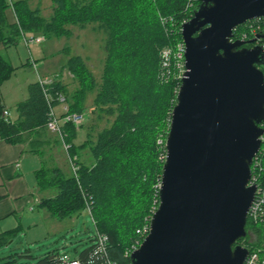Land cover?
<instances>
[{"label":"trees","instance_id":"1","mask_svg":"<svg viewBox=\"0 0 264 264\" xmlns=\"http://www.w3.org/2000/svg\"><path fill=\"white\" fill-rule=\"evenodd\" d=\"M51 1L53 13L48 19L40 8H31L28 0L13 2L18 21L10 24L7 12L11 4L0 0V43L7 48L16 46L22 32L45 39L62 38L71 34L68 26L97 24L105 35L106 60L98 81L81 56L73 55L69 47L64 49L68 56L65 68L79 87L68 96L67 85L58 78L48 91L54 98L57 93L64 95L71 113H85L87 97L96 92L93 112L98 116L92 119L94 124L81 144L76 143L79 132L75 126L65 125L64 143L77 171L67 177L54 161L45 163L36 174L37 184L40 191L54 194L42 199L40 206L58 221L72 218L88 206L95 231L109 236L111 258L132 262L125 253L145 239L143 230L160 203L166 150L158 140L169 134L180 85L174 64L167 65L161 53L182 40L181 25L193 18L200 1L191 0L192 7H188L189 0ZM241 32H249L248 25L239 26L237 33ZM14 72L12 63L0 55V86ZM28 92V98L15 107V121L4 119L7 109L0 96V140L24 144L30 153L39 154L49 140L50 107L39 82L30 84ZM52 105L57 106L56 101ZM104 116L113 120L95 134L97 122ZM84 150L89 160L83 156ZM18 230L0 234V251L14 243ZM246 230L247 236L237 245L251 251L264 249V221L248 219ZM91 242L78 257L90 256L94 237ZM58 254L55 249L33 256L27 248L0 254V264H30L36 258L35 264H53Z\"/></svg>","mask_w":264,"mask_h":264},{"label":"water","instance_id":"2","mask_svg":"<svg viewBox=\"0 0 264 264\" xmlns=\"http://www.w3.org/2000/svg\"><path fill=\"white\" fill-rule=\"evenodd\" d=\"M183 25L186 73L166 140L160 203L132 264H244L264 134V31L231 41L264 18V0H199Z\"/></svg>","mask_w":264,"mask_h":264},{"label":"rangeland","instance_id":"3","mask_svg":"<svg viewBox=\"0 0 264 264\" xmlns=\"http://www.w3.org/2000/svg\"><path fill=\"white\" fill-rule=\"evenodd\" d=\"M18 0H13L16 2ZM50 2L51 0H41ZM29 2V1H28ZM36 0L32 2V6H35ZM45 5L42 13L43 17L50 18L53 13L52 8L48 4ZM52 2V1H51ZM189 4V1H188ZM71 34L70 36H64L62 38L45 39L39 44H32L27 46L21 39L17 46L10 47L12 51V63L15 68V72L12 76L0 86V94L5 98V105L11 111V119L16 117L15 106L28 98V88L30 84L37 83L40 79H61L63 83L67 85V95L70 96L78 89V82L74 79V76L65 68L68 61V56L64 53V49L69 47L73 55L81 56L90 71L94 74L95 78L100 81L103 73V68L106 60V53L104 49L105 35L98 30L97 24H88L85 28L79 26L67 27ZM33 61L36 62V66L33 65ZM96 92L89 94L85 104L86 120L81 128H79L81 134H79L76 143H79L80 139H84L85 135L90 130L93 123L92 119H96L98 114L93 112V104ZM57 111H61L60 107ZM113 120V117H105L97 122L95 134L108 126ZM95 121V120H94ZM77 130V129H76ZM79 130H77L79 132ZM51 133V132H50ZM53 134V133H52ZM52 139H57L60 142L61 147L65 152L67 163L71 168V159L67 156L66 144L59 136L53 134ZM168 137V135L166 136ZM163 138V139H166ZM54 141V140H53ZM84 141V140H83ZM82 143V142H81ZM60 149V148H59ZM85 159H88V151L82 152ZM88 154V155H87ZM59 162L64 164L63 157L59 158ZM49 163L52 164V160L49 159ZM54 163V162H53ZM47 195H53L54 193L46 191ZM37 215H40V210H35ZM58 221V220H57ZM60 223V231L54 234L44 235L43 226L39 230L31 233H25L21 235V241H16L9 247L0 251L2 256L11 254L12 252H24L27 248H30L33 256H41L50 250L58 249L59 252H67L74 258H77L85 249L92 245L91 238L95 235V226L92 218L89 214L81 212L78 216L72 220L67 218ZM253 239V238H252ZM30 264H35L37 258L30 261Z\"/></svg>","mask_w":264,"mask_h":264},{"label":"crops","instance_id":"4","mask_svg":"<svg viewBox=\"0 0 264 264\" xmlns=\"http://www.w3.org/2000/svg\"><path fill=\"white\" fill-rule=\"evenodd\" d=\"M28 1L31 8H40L42 13L47 4L46 2H48L36 0L37 2L35 6H32L34 0ZM48 4L52 8V2L50 1ZM7 19L10 24L16 22V14L13 10H8ZM12 54L10 48H7L4 44L0 43V55L12 62ZM0 96L4 103V96L1 94ZM59 107L60 106H57V109ZM6 109L8 110L9 118L11 119V111L7 107ZM17 117L18 114H16V117L11 120L15 121ZM80 130L79 134H81ZM48 135L49 140L47 145L42 148L39 154L30 153L29 148L24 144H12L5 140H0V234L19 229L14 242L16 239L21 241L22 234L35 232L42 226L45 230L44 235L47 236L50 233L54 234L61 230L59 227L60 223H57L58 221L52 218L47 210L40 206L41 200L48 198L51 195H47L49 193H46V191H40L37 184L36 174L45 163H49V159L54 161L55 165L59 167L67 177L74 176V172L67 163L66 158H64L65 151L59 147V145H61L60 142H58L57 139H52V136H54L52 133L49 132ZM83 140H85V138L80 139L77 144H81ZM67 156L70 158L68 153ZM61 157L64 159V164L59 162V158ZM38 209L40 210V215L34 213L35 210ZM82 212L88 214L86 210ZM78 215H74L72 220ZM12 242L13 241H11L10 244Z\"/></svg>","mask_w":264,"mask_h":264},{"label":"built area","instance_id":"5","mask_svg":"<svg viewBox=\"0 0 264 264\" xmlns=\"http://www.w3.org/2000/svg\"><path fill=\"white\" fill-rule=\"evenodd\" d=\"M8 1L11 4L10 9L14 11L13 6H12L13 0H8ZM192 6H193V2L191 3V0H189L188 7H192ZM190 20L191 19H186L182 23L181 28H180L181 34L183 32V25L189 22ZM17 21L18 20L16 17V22ZM245 25H248L249 32L237 33L238 28H236L234 30V36L231 41L247 42L252 39H255L259 33L264 31V21L262 20V18L256 19L254 21H249ZM21 39L24 41V43L27 46H30L32 44L39 45L44 41V37L42 36L29 35L24 32H22ZM255 45L260 46L262 50L264 51V41L260 40L256 44L251 45V47ZM161 55L167 65L174 64L176 68L177 79L180 80V85L178 89L176 90V93L178 95L180 91V87H181V80L184 77V74L186 73V46H185L183 38L181 41H177L173 46H169L165 48L162 51ZM33 65L34 66L37 65L35 61H33ZM53 80L54 79H47V80L40 79L39 81L41 87L44 90L47 103L49 104V107H50V113H49L50 116H49V121L47 124V129L49 132L59 136L64 143L65 125L73 124L75 128L79 130V128L82 127V125L84 124L86 120V114L77 113V112L71 113L69 111L68 101L64 95L57 93L56 97L54 98L52 94H50V92L48 91V87L53 84ZM54 101H56L57 106L61 107L60 112L57 111V106L52 105ZM3 117L6 121L10 120L8 110L4 111ZM263 128H264V124H263ZM166 140L167 139L158 140V144L161 146H164L165 150H166ZM260 142H261L260 151L254 158L253 165L251 166L252 175H251V180L249 183V186L256 187V195L254 198V202L248 214V219H251L254 223H259V222L264 221V134L260 137ZM65 147L66 149H68V146H65ZM71 163H72V167H73L72 169L75 175L77 171V167L75 166L72 159H71ZM86 211L92 218V213L88 206L86 208ZM143 232L146 234V236L149 234L150 224L144 228ZM94 239H95V248L92 250L88 258H80V257L74 258L67 252H59L53 264H132V262L119 263L118 261H115L111 258L109 254V250H108L109 236L107 234L96 231ZM142 242L140 243L138 242L136 245H134L131 248V250L126 251L125 258H128V257L131 258L132 254L137 249H139ZM240 246L245 247L243 244H240ZM244 264H264V249L258 248V249H253L252 251L249 250L248 257L246 258Z\"/></svg>","mask_w":264,"mask_h":264}]
</instances>
